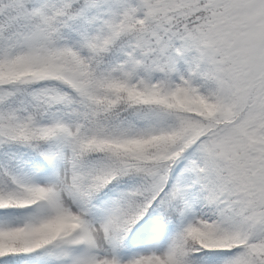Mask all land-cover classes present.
<instances>
[{"label": "snow or ice", "instance_id": "1", "mask_svg": "<svg viewBox=\"0 0 264 264\" xmlns=\"http://www.w3.org/2000/svg\"><path fill=\"white\" fill-rule=\"evenodd\" d=\"M0 264H264V0H0Z\"/></svg>", "mask_w": 264, "mask_h": 264}]
</instances>
